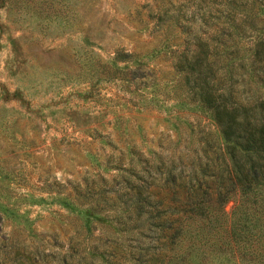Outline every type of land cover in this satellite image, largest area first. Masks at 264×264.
I'll use <instances>...</instances> for the list:
<instances>
[{"label": "rangeland", "instance_id": "1", "mask_svg": "<svg viewBox=\"0 0 264 264\" xmlns=\"http://www.w3.org/2000/svg\"><path fill=\"white\" fill-rule=\"evenodd\" d=\"M200 1L0 0L2 264L14 255L24 264H80V251L90 242L117 244L116 226L105 213L86 203L70 213L50 194L60 190L76 200L85 187L108 185L138 156L185 163L202 153L189 142L201 134L221 142L206 110L173 99L170 50L188 28L200 31ZM240 2L248 6L251 0ZM117 48L138 56L125 63L115 58ZM138 64L154 78L135 92L107 77ZM254 89L264 91L259 84ZM236 202H224L222 219L229 221Z\"/></svg>", "mask_w": 264, "mask_h": 264}, {"label": "trees", "instance_id": "2", "mask_svg": "<svg viewBox=\"0 0 264 264\" xmlns=\"http://www.w3.org/2000/svg\"><path fill=\"white\" fill-rule=\"evenodd\" d=\"M246 4L201 0L204 26L200 31L188 28L178 47L170 50L173 99L206 110L221 142L201 134L189 142L202 153L185 163L181 157L138 156V163L132 164L131 158L126 171L108 185L94 191L85 187L76 200L60 190L50 194L70 213L86 203L116 226L118 236L113 232L112 237L117 244L92 241L80 251L78 263L264 264V91L251 90L253 84L264 88V0ZM137 56L135 51L115 50V58L125 63ZM152 73L138 64L107 77H118L135 92L154 78ZM127 101L137 105L130 96ZM67 197L70 202L63 200ZM231 197L237 202L227 221L222 206ZM91 222L87 236L92 234ZM6 245H0V264ZM70 248L74 253V245ZM10 264L24 261L14 255Z\"/></svg>", "mask_w": 264, "mask_h": 264}]
</instances>
